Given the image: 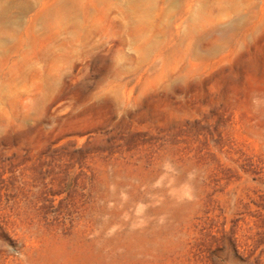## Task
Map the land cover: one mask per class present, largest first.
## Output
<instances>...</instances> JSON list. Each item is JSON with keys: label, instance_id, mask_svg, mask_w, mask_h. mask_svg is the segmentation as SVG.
I'll list each match as a JSON object with an SVG mask.
<instances>
[{"label": "rangeland", "instance_id": "obj_1", "mask_svg": "<svg viewBox=\"0 0 264 264\" xmlns=\"http://www.w3.org/2000/svg\"><path fill=\"white\" fill-rule=\"evenodd\" d=\"M0 264H264V0H0Z\"/></svg>", "mask_w": 264, "mask_h": 264}]
</instances>
